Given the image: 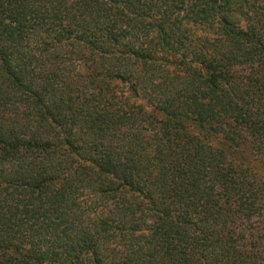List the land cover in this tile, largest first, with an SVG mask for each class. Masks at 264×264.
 Wrapping results in <instances>:
<instances>
[{
    "label": "trees",
    "instance_id": "1",
    "mask_svg": "<svg viewBox=\"0 0 264 264\" xmlns=\"http://www.w3.org/2000/svg\"><path fill=\"white\" fill-rule=\"evenodd\" d=\"M0 264H264V0H0Z\"/></svg>",
    "mask_w": 264,
    "mask_h": 264
}]
</instances>
